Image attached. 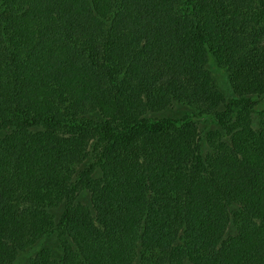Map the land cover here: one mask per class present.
Instances as JSON below:
<instances>
[{"label":"trees","instance_id":"trees-1","mask_svg":"<svg viewBox=\"0 0 264 264\" xmlns=\"http://www.w3.org/2000/svg\"><path fill=\"white\" fill-rule=\"evenodd\" d=\"M0 264H264V0H0Z\"/></svg>","mask_w":264,"mask_h":264},{"label":"rangeland","instance_id":"rangeland-1","mask_svg":"<svg viewBox=\"0 0 264 264\" xmlns=\"http://www.w3.org/2000/svg\"><path fill=\"white\" fill-rule=\"evenodd\" d=\"M213 73L216 77V80L219 84V86L222 88V90L225 92L226 95L231 96L232 91L230 89L228 80L226 78V75L222 72V70L218 69L216 66H213ZM186 112L184 109H176L171 112H169V116H181ZM200 127L202 129H209L212 127V123L208 120H204L200 122Z\"/></svg>","mask_w":264,"mask_h":264}]
</instances>
